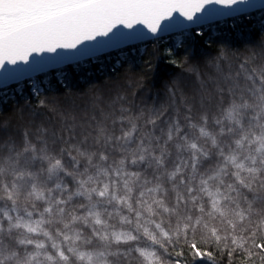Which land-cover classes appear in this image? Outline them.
I'll list each match as a JSON object with an SVG mask.
<instances>
[{"label":"clouds","instance_id":"1","mask_svg":"<svg viewBox=\"0 0 264 264\" xmlns=\"http://www.w3.org/2000/svg\"><path fill=\"white\" fill-rule=\"evenodd\" d=\"M172 67L0 124V264H264V33Z\"/></svg>","mask_w":264,"mask_h":264},{"label":"snow or ice","instance_id":"2","mask_svg":"<svg viewBox=\"0 0 264 264\" xmlns=\"http://www.w3.org/2000/svg\"><path fill=\"white\" fill-rule=\"evenodd\" d=\"M255 7V0H0V99L27 100L26 89L40 97L57 85L69 88L76 77L115 72L143 55L149 41L171 38L186 53L225 38L226 27L239 34ZM256 18L264 29V15ZM191 249L201 261L213 256L196 244Z\"/></svg>","mask_w":264,"mask_h":264},{"label":"trees","instance_id":"3","mask_svg":"<svg viewBox=\"0 0 264 264\" xmlns=\"http://www.w3.org/2000/svg\"><path fill=\"white\" fill-rule=\"evenodd\" d=\"M252 12H254L252 19H243L239 22L238 29L236 30L239 34L229 31L226 27L224 31L228 32V35L225 38L221 39L212 37L206 43L196 46L193 49L197 52V54H199L201 50L207 51L210 48L225 42L240 46L246 42L256 41L260 37L261 33H264V29H261L256 18L259 14L264 15V9H258ZM167 49H171V51H166ZM184 54L185 49L183 47L180 49L172 47L171 38H166L159 42L149 41L143 55L137 54L136 59L131 65L126 63L120 66L115 72L109 70L106 73L96 74L85 80H81L76 77L72 81L69 88L57 85L55 91L45 92L40 97L31 95L30 91L26 89L25 96L27 97V100L25 97L20 95H16L14 99L9 98L6 102L0 99V124H6L9 121L16 123L17 121L25 120L29 112L28 105L36 104L37 101L46 96L64 93L71 94L82 91L90 85L105 81L109 77L120 78L125 76H135L136 74L147 73L151 75L154 73L155 76L152 83L154 87H158L159 81L166 78L170 71L175 70L172 66L178 65ZM172 60H175L176 62L171 63L170 61Z\"/></svg>","mask_w":264,"mask_h":264},{"label":"water","instance_id":"4","mask_svg":"<svg viewBox=\"0 0 264 264\" xmlns=\"http://www.w3.org/2000/svg\"><path fill=\"white\" fill-rule=\"evenodd\" d=\"M255 2L257 3V7L249 9L250 11L262 9V8L259 7V0H255ZM240 8H248V6L242 4V5H240ZM165 31H167V29H165ZM62 55H64V54L62 53ZM21 68H24V66L22 65ZM3 81H4V78L3 77H0V86H3Z\"/></svg>","mask_w":264,"mask_h":264}]
</instances>
